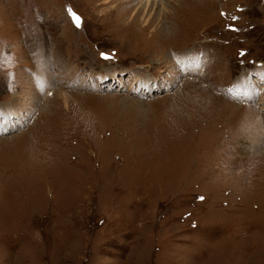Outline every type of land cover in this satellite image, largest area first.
Masks as SVG:
<instances>
[{
	"label": "rangeland",
	"instance_id": "374dc122",
	"mask_svg": "<svg viewBox=\"0 0 264 264\" xmlns=\"http://www.w3.org/2000/svg\"><path fill=\"white\" fill-rule=\"evenodd\" d=\"M117 3L0 0V264H264V0Z\"/></svg>",
	"mask_w": 264,
	"mask_h": 264
},
{
	"label": "bare ground",
	"instance_id": "6f19581e",
	"mask_svg": "<svg viewBox=\"0 0 264 264\" xmlns=\"http://www.w3.org/2000/svg\"><path fill=\"white\" fill-rule=\"evenodd\" d=\"M116 1V0H115ZM123 0H118V3H117V5L118 6H121V4H123V5H125V12H124V16H123V18L125 17V15H126V13L127 12H130L131 10H132V8H133V6L131 5L132 4V1L133 0H127L126 2H122ZM150 1V0H149ZM116 5V6H117ZM135 11L132 13V15H131V19H130V22L132 21V22H135V21H137V17L142 13L143 14V10H145V8L143 9V8H141V7H137V9H134ZM129 22V23H130ZM128 23V24H129ZM146 23H148V22H146ZM128 24H127V26H128ZM146 25H148V24H146ZM145 26V25H144Z\"/></svg>",
	"mask_w": 264,
	"mask_h": 264
},
{
	"label": "snow or ice",
	"instance_id": "6c2138e0",
	"mask_svg": "<svg viewBox=\"0 0 264 264\" xmlns=\"http://www.w3.org/2000/svg\"><path fill=\"white\" fill-rule=\"evenodd\" d=\"M68 12H69V15L72 17V20H73L75 26L79 28L81 26V22H82L81 21V17L78 14H76L75 12H73L71 8L68 9ZM233 19H237V18L233 17ZM232 30L235 31L236 29L232 28ZM100 55L105 60H108V59L112 58L107 53H101ZM244 55H245V53L243 51H241L240 52V56H244ZM198 199L204 200L205 198L203 196H201V197H198Z\"/></svg>",
	"mask_w": 264,
	"mask_h": 264
}]
</instances>
